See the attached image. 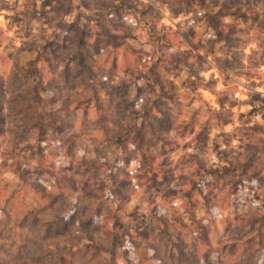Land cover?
I'll return each instance as SVG.
<instances>
[{"label": "rangeland", "instance_id": "1", "mask_svg": "<svg viewBox=\"0 0 264 264\" xmlns=\"http://www.w3.org/2000/svg\"><path fill=\"white\" fill-rule=\"evenodd\" d=\"M47 76L55 97L45 95V107L35 97ZM5 95L10 105H32L8 111ZM0 113V163L16 157L37 179L48 166L74 174L88 168L90 177L119 187L127 204L123 233L140 253L145 240L168 254L190 239L174 230L172 216L191 222L183 186L194 176L213 193L227 236H250L254 228L238 230L243 216L236 213L264 216V0H0ZM104 126L111 141L93 142ZM29 132L40 148L17 151ZM68 134L79 156L101 165L73 168L64 157ZM28 197L42 204L38 193ZM148 200L163 208L161 221ZM105 205L81 200L70 222L47 215L41 224L45 232H79L78 248L90 251L99 238L92 223L108 213ZM21 208L10 209L12 221ZM204 215L201 203L197 217ZM263 221L253 240L263 237Z\"/></svg>", "mask_w": 264, "mask_h": 264}, {"label": "trees", "instance_id": "2", "mask_svg": "<svg viewBox=\"0 0 264 264\" xmlns=\"http://www.w3.org/2000/svg\"><path fill=\"white\" fill-rule=\"evenodd\" d=\"M43 64L47 65L43 61V57H40L37 67L42 71ZM50 78L51 76H47L42 83L38 82L39 86L35 97V100L45 107L48 102L44 96L50 93L55 97V89L52 87L54 82L50 81ZM5 96L2 103L3 106H9L8 111H14V113L18 111L17 113L21 114V111L23 113L32 105L29 104L30 102L28 103V100L21 101V99L10 105V98ZM44 112H48V109L46 108ZM35 113L37 114L38 111ZM2 114L0 113V115ZM108 127L112 128V124L110 123ZM108 127L104 126V130L100 129L102 132L100 138H92V141L98 142L103 139L101 142L109 143L111 134ZM124 127L126 126L121 128L123 129V134L120 135L122 138L126 137L123 135H127V130ZM30 133L25 137L21 135L22 139L14 144L17 151L23 148H40L42 140H39V136L31 137ZM65 136L70 142L63 147L66 150L64 157H69V164L72 163L73 168L79 164L86 165L88 161L93 165H101L99 161L101 159L93 162L87 158L88 154L85 152L82 157L79 156V152L71 147L75 139L73 134ZM4 142L6 144V140ZM144 154L148 155L145 152ZM145 156L140 160L145 162ZM240 159L247 161L243 157ZM79 169L80 172L74 174L67 167L48 166L43 168L42 178L37 179L31 178L21 170L16 157L10 161L5 158L0 163V170L3 173H10L17 177L16 182H12L5 179L3 173L0 175V195H2L0 196V255L7 261L5 264H177L176 260L186 256L183 263L178 264H264V234L263 237L253 240L254 233L259 234L254 225L261 222L264 216L253 215L259 211L255 208L251 212L237 211V217L243 216V219L237 222V229L245 230L247 224L249 231L252 232L251 228L254 230L252 235L244 238L231 236V234L227 236V233L230 232L228 225L226 230L220 228L217 219L219 210L213 204L215 198L211 191L205 190L207 185H205L202 176H194L188 184L183 186L185 192L183 198L186 199L183 204L184 214L188 215L191 222L183 221L178 214L172 216L174 230L181 231V235L188 231L190 239L184 241L182 238L178 250L176 252L168 250V254H166V250H162L161 246L156 247L151 240H145L140 253L138 243L132 242L133 238L123 233L126 228L122 225L120 214L125 211L127 204L125 197L122 196V190L119 187H111L106 180L100 178L101 176L97 179L90 177L89 174L94 172L88 168ZM105 169H107L108 175L107 165H105ZM100 170V174L105 178L106 174H103L102 169ZM201 183L204 184L201 185ZM196 189L199 192H196ZM30 190L39 194L42 204L38 205L31 198V200L29 199L28 192ZM91 198L102 199L108 208V213L99 214L103 218H100L99 222L94 219L92 223L99 238L93 242L90 251L78 248L82 243V237L77 235L79 232L68 233L66 231L62 234L57 231L45 232L47 230L41 224V219H44L45 216L50 215L57 222L68 223L76 214L81 200ZM201 203L205 215L198 218L197 211L201 207ZM15 205H20L22 208L20 213L15 216V220L12 221L11 211L14 210ZM148 205L156 217L160 216L159 220L161 221L164 218L163 208L155 200H148ZM11 208L13 210H10ZM65 230L67 229L65 228ZM259 230L264 233V226ZM149 249H153V252H149Z\"/></svg>", "mask_w": 264, "mask_h": 264}]
</instances>
